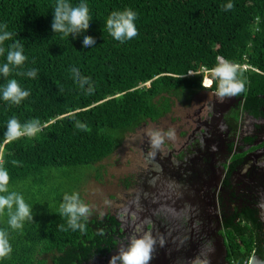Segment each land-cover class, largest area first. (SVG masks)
I'll use <instances>...</instances> for the list:
<instances>
[{"label":"trees","instance_id":"1","mask_svg":"<svg viewBox=\"0 0 264 264\" xmlns=\"http://www.w3.org/2000/svg\"><path fill=\"white\" fill-rule=\"evenodd\" d=\"M58 4H87L89 27L54 32ZM126 8L136 13L138 35L120 43L105 22ZM85 36L92 38L88 45ZM0 37V169L8 175L0 197L12 198L0 211V233L11 248L0 264L106 260L120 238L115 217L82 216L76 223L83 230H74L61 205L72 197L80 203L82 177L127 134L158 122L175 103L217 94L220 59L236 67L234 82L243 86L225 95L238 101L234 129L240 114L256 118L264 110V0H0ZM10 52L25 59L10 63ZM11 80L28 93L19 104L3 97ZM13 117L21 135L10 140ZM29 124L39 129L33 136L26 134ZM17 198L29 212L13 226ZM251 214L245 224L223 228L227 264H248L253 255L264 260Z\"/></svg>","mask_w":264,"mask_h":264},{"label":"flooded vegetation","instance_id":"2","mask_svg":"<svg viewBox=\"0 0 264 264\" xmlns=\"http://www.w3.org/2000/svg\"><path fill=\"white\" fill-rule=\"evenodd\" d=\"M214 96L218 99L214 97L213 101L185 116L184 124L180 127L182 131H179L185 140L177 150L171 147L162 154L161 144L143 150L147 156L156 157L149 159L148 156V162L164 160L166 165L165 169L160 165L158 174H150L154 177L149 180L148 186L142 187L143 192L150 195L153 193L150 186L157 188L158 180L162 185L161 192L169 200H164L153 209L160 211L159 217L156 214L157 218H154L149 211L138 216L133 211L137 219L131 222L128 217L126 222L114 215L121 229L118 244L106 260L95 259L91 264H110L113 257L117 258L115 264H122L115 255L118 249L121 252L127 251L133 241L146 239L143 235L146 231H149V238L154 241L152 246L161 242L162 237L159 236L163 230V238L168 242L173 234V231L168 234V229L178 230V243L172 242L180 253L175 264H227L226 255L221 253L212 260L205 249L216 242L220 244V236L226 250L224 226L230 223L243 225L247 222L246 216L251 213L255 214V225L261 228L257 240L258 251L261 253L264 250V217L259 214L264 209V110L256 118L247 113L240 114L234 129L233 112L236 107L232 106L222 113L216 109L232 97ZM242 117L249 121L245 125L246 135L242 133ZM152 140L147 138L144 144H153ZM161 140L165 141L163 137ZM145 208H151V204L148 203ZM136 227L141 228L138 235ZM191 240H196L200 246L199 254L195 253L194 257L189 255ZM152 255L147 264H153Z\"/></svg>","mask_w":264,"mask_h":264},{"label":"rangeland","instance_id":"3","mask_svg":"<svg viewBox=\"0 0 264 264\" xmlns=\"http://www.w3.org/2000/svg\"><path fill=\"white\" fill-rule=\"evenodd\" d=\"M218 63L219 65L225 64L222 60H219ZM214 97L211 92L200 93L188 104L175 103L171 113L165 118L156 123L148 122L143 127L127 134L121 145L107 159L93 166L92 170L82 177L79 184V204H83L88 208V213L84 217L92 219L94 217L115 215L120 220L126 221L129 217V220L134 222L137 219L136 214L140 216L143 212L148 213L149 211V214H153L155 218L160 211L156 212L153 209L160 206L164 200H169V198L162 194L163 187L159 180L156 185L157 188L154 186L149 187L154 194L147 195L143 192L142 187L148 186L149 180L154 177L150 174H158L160 165L164 169L166 165L164 160L158 163L147 161L149 155L147 156V153L143 150L153 148V144L145 145L144 141L147 138H153L155 132H158L157 135L165 139L160 146L162 154H165L171 147L177 150L185 140L179 133V131H182L180 127L184 124L185 116L190 113L193 114L201 105L213 101ZM226 102L222 106H229ZM216 109L219 110V106ZM241 121L242 133L246 135V126L249 121L244 117ZM150 158L156 157L152 155L149 156ZM97 174L99 178H96ZM148 203L151 204V208L146 210L145 205ZM139 206H141L140 209ZM133 211L137 213L134 214ZM136 231L138 235L141 228L136 227ZM168 232V234H171L172 230L168 229ZM143 235L144 238H149V231H146V234ZM158 244H161V242L159 241ZM120 253L121 251L118 249L115 255L119 257ZM152 256L155 259V256Z\"/></svg>","mask_w":264,"mask_h":264},{"label":"clouds","instance_id":"4","mask_svg":"<svg viewBox=\"0 0 264 264\" xmlns=\"http://www.w3.org/2000/svg\"><path fill=\"white\" fill-rule=\"evenodd\" d=\"M229 8L232 7L231 4L228 5ZM54 20L52 24V29L54 32L63 33V36H68L69 33L79 32L81 29H86L89 27V21L91 17L89 16V9L87 4H80L77 7H71L68 4H58L54 10ZM136 20V13L131 9H124L122 11H112L105 22V28L108 34L120 43H124L126 40H131L138 35L137 29L134 21ZM4 37H0L3 39ZM92 42V38L85 36L84 44L88 45ZM25 59L20 52H10L8 55V61L19 65ZM221 60V59H220ZM223 61V60H222ZM224 62V61H223ZM225 63V62H224ZM5 75L8 74V67L2 69ZM215 76L219 79V86L217 95L223 97L225 95L231 96L239 93L243 86L234 82L235 69L228 64L216 66L214 68ZM205 85L208 83L205 82ZM28 95L27 92L21 91L15 80H11L6 90L3 93L5 100H11L16 104H19L20 100ZM80 128H85L84 125H79ZM8 137L9 139L17 138L21 135V126L17 120L13 117L8 122ZM87 130V129H85ZM26 134L28 136L35 135L39 129L34 127L32 124L26 126ZM153 146L158 147L162 140L159 135H154L152 140ZM8 180L7 172L0 169V191H5V185ZM70 202L61 205L62 211L66 213L69 217V224L75 230L79 227L83 230V225H77L76 221L79 217L85 216L88 213L87 206L83 204H78L75 202L76 197L66 198ZM12 198L9 197L5 199L0 197V211H3L5 206L11 207ZM17 203L19 205V210L17 216L12 217L10 223L13 226H17V219H23L28 215V208L24 205L23 201L17 198ZM152 241L148 239H140L132 242L130 248L127 251L121 252L119 259L122 264H147L151 259L152 252ZM161 245H163V240H161ZM11 252L10 246H6V242L3 239V233H0V258L7 256ZM117 258L113 257L110 264H115Z\"/></svg>","mask_w":264,"mask_h":264},{"label":"water","instance_id":"5","mask_svg":"<svg viewBox=\"0 0 264 264\" xmlns=\"http://www.w3.org/2000/svg\"><path fill=\"white\" fill-rule=\"evenodd\" d=\"M226 103H228L227 105H229V106H225V105L219 106L218 113H222V112L229 110L230 107L236 105L238 103V101L235 98H231V99H228V101ZM259 214H260V217L262 215L264 217V209L262 211H260ZM262 221H264L263 218H262ZM212 230L213 229H209V231H212ZM172 231H173V234H172L171 240L168 242L164 241V239H165V238H163L164 237V230L162 232L160 231L159 237H162L161 240H163V245L156 243L154 246H152L151 255L153 254L155 256L153 264H175L176 259L180 257V253H179L178 248L176 249L175 246L173 245V243L174 244L178 243V239L176 240V237H177L176 233L178 232V230L173 229ZM213 232H214V230H213ZM217 236H219V235H217ZM207 237L210 238L209 236H207ZM218 238H219L218 241L220 242V244L216 242L215 245L210 246V247H206V249H205L207 255L209 254L210 258L212 260H215L219 256V254H221V253L226 255V250L224 248L223 241H222L220 236ZM199 247L200 246L196 240H191L189 243V248H190L189 255L194 257L195 253L199 254V250H200ZM248 264H264V260L261 259L257 255H253L250 258V260L248 261Z\"/></svg>","mask_w":264,"mask_h":264},{"label":"built area","instance_id":"6","mask_svg":"<svg viewBox=\"0 0 264 264\" xmlns=\"http://www.w3.org/2000/svg\"><path fill=\"white\" fill-rule=\"evenodd\" d=\"M233 68H236V67H233ZM189 75H192L191 73Z\"/></svg>","mask_w":264,"mask_h":264}]
</instances>
